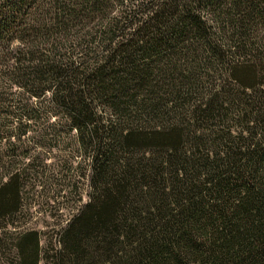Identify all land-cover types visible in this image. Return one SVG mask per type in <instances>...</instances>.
<instances>
[{
	"label": "trees",
	"instance_id": "1",
	"mask_svg": "<svg viewBox=\"0 0 264 264\" xmlns=\"http://www.w3.org/2000/svg\"><path fill=\"white\" fill-rule=\"evenodd\" d=\"M37 127L74 133L90 189L50 264H264V0H0V145Z\"/></svg>",
	"mask_w": 264,
	"mask_h": 264
},
{
	"label": "rangeland",
	"instance_id": "2",
	"mask_svg": "<svg viewBox=\"0 0 264 264\" xmlns=\"http://www.w3.org/2000/svg\"><path fill=\"white\" fill-rule=\"evenodd\" d=\"M43 129L29 131L14 148L0 145L1 165H28L21 210L0 221V264L15 263V237L26 231L38 234L42 248L39 264H50L68 220L88 202L90 189L82 176L86 170L82 150L73 142H60L71 140L74 133L68 137Z\"/></svg>",
	"mask_w": 264,
	"mask_h": 264
}]
</instances>
